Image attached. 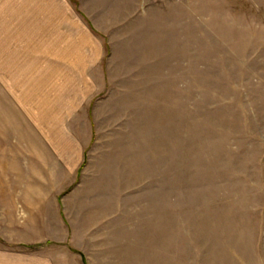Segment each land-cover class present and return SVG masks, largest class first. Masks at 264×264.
Instances as JSON below:
<instances>
[{"label":"rangeland","instance_id":"374dc122","mask_svg":"<svg viewBox=\"0 0 264 264\" xmlns=\"http://www.w3.org/2000/svg\"><path fill=\"white\" fill-rule=\"evenodd\" d=\"M74 5L105 78L40 95L0 11V264H264V0Z\"/></svg>","mask_w":264,"mask_h":264},{"label":"crops","instance_id":"0c3cea01","mask_svg":"<svg viewBox=\"0 0 264 264\" xmlns=\"http://www.w3.org/2000/svg\"><path fill=\"white\" fill-rule=\"evenodd\" d=\"M75 3L76 0H0L8 34L19 37L21 48L26 39L35 44L34 61L28 63L30 68L17 74L27 80L39 78L36 95L43 92V84L47 85L44 89L48 93L49 85H54L56 90L57 85H64L67 92V85H92L100 77L105 78L104 62L91 55L90 22L86 20L89 16L81 11L77 13ZM14 94L17 99H23L18 92ZM64 260L59 262L65 264Z\"/></svg>","mask_w":264,"mask_h":264}]
</instances>
